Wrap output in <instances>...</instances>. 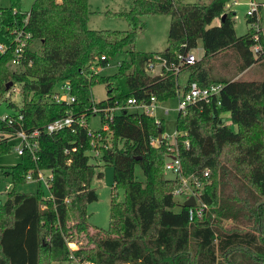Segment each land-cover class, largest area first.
I'll list each match as a JSON object with an SVG mask.
<instances>
[{
	"label": "trees",
	"instance_id": "obj_1",
	"mask_svg": "<svg viewBox=\"0 0 264 264\" xmlns=\"http://www.w3.org/2000/svg\"><path fill=\"white\" fill-rule=\"evenodd\" d=\"M230 1L132 0L128 10L112 13L127 20L125 30L90 28L87 0H34L27 13L18 11L20 0L0 8V32L10 46L0 53V101L12 81L19 84L23 102L21 107L10 102L15 108L12 123L0 122V153L9 151V140L21 129L30 132L56 118H73L57 131H41L34 154L27 151L15 165L2 169L12 188L0 202V264H44L70 255L93 264H264V201L255 199L264 195V77L233 79L212 67L213 60L229 55L239 71L255 64L264 68V26H250L254 12L247 15L250 29L237 35L235 13L225 9ZM155 14L170 17L166 48L136 50L142 17ZM19 28L30 33L29 44L36 39L40 48L28 44L23 67L14 70L9 62ZM199 40L203 55L188 64L185 57ZM255 44H261L257 53ZM119 52L128 58L119 61L114 73L100 74L98 68ZM156 56L165 65L152 75L146 65L159 61ZM181 72H187L185 86L219 83L221 89L207 102L196 101L177 112L174 147L163 135V119L127 109L102 111L126 106L129 98L148 102L150 96L157 101L173 97ZM62 82L69 84L74 101L51 99ZM98 83L105 84L106 98L94 101L91 89ZM94 107L101 110L96 113L100 130L111 141L90 163L87 129ZM170 146L178 153L182 174L203 182L200 197L208 206L203 219L190 220L188 207L173 197L176 180L164 170ZM100 162L112 166V188H122L124 198L112 195L108 230L90 232L87 205L98 199L92 180L103 176L96 170ZM137 165L143 179L135 173ZM40 171H49L48 197L40 183L33 193L16 190L29 175L37 179ZM237 203L255 213L249 229L220 224ZM176 205L178 211L173 210ZM74 232L89 245L71 250L66 238Z\"/></svg>",
	"mask_w": 264,
	"mask_h": 264
},
{
	"label": "rangeland",
	"instance_id": "obj_2",
	"mask_svg": "<svg viewBox=\"0 0 264 264\" xmlns=\"http://www.w3.org/2000/svg\"><path fill=\"white\" fill-rule=\"evenodd\" d=\"M184 3H198L204 2L208 3L209 0H181ZM34 0H20V13H27ZM89 9L88 26L92 29H112V30H125L128 28L127 20L120 15H114L112 13L128 10L132 4V0H87ZM257 5V10L255 11L256 20L250 23L253 29L261 28L264 26V0H234L226 4L225 9H229L234 12V29L237 35L245 34L249 29V23L247 22V11L251 7L250 3ZM11 5V0H0V8L8 7ZM250 16V15H249ZM144 22L143 29L138 33L135 48L139 51H162L167 46V32L170 23V17L165 14H155V15H145L142 17ZM0 42L5 43V37L0 32ZM30 47L35 50H39V41L34 39L30 41ZM191 53L195 55L197 59H200L203 55V48L201 40L198 41L197 47L191 50ZM128 58L125 52H119L109 61V64L104 68H98L100 74H112L117 70V66L120 60ZM213 71L219 75H223L233 79H253V78H263L264 68L259 64H255L253 68L246 69L244 71H239L238 67L234 63L232 56L227 55V57H219L213 60ZM9 68L14 69L9 63ZM15 70V69H14ZM187 81V72H182L178 76V85L182 88ZM60 85L56 84L54 90H59ZM20 92V86L15 83L9 86L7 93L0 101V117L4 115H11L14 113L15 108L10 105V102L17 107L22 103ZM91 96L94 101H101L106 98V86L103 83H98L94 85L91 89ZM178 100L179 96L176 94L173 97L167 98L163 101H158V108L155 110V117L158 119H163L164 123V136H167V141L172 147L175 146L176 140L173 139L176 132L175 123L178 112ZM165 109H169L167 113L164 112ZM226 119L229 121V115ZM99 114H93L88 120V125L92 130H99L101 128V120ZM1 135V134H0ZM109 144L111 139L108 136L106 138ZM17 139H11L8 143L10 149L6 153H0V202L6 199V192L12 188L11 180L9 177L3 176L2 169H8L15 165L20 160V156L15 153L14 146L17 144ZM90 153V152H88ZM91 154V153H90ZM90 163H95L93 157L89 158ZM98 162V161H97ZM96 170L103 172L101 178H94L92 180V186L95 188L98 199L87 205V220L91 227L89 231L93 232L95 229L108 230L109 228V218H110V200L114 193L118 195V199L124 198V191L122 188L113 189L112 179H113V168L109 164L98 163ZM42 172V171H41ZM45 174L47 171L44 172ZM135 173L139 179H143V174L140 167L137 165L135 167ZM45 176V175H44ZM165 176L167 178H172L173 175L170 172L165 171ZM182 178L187 179V184L191 185V178L182 175ZM44 192V196H49V191L45 187L42 181L35 179H29L23 184L16 186V190L24 193H33L37 189L38 185ZM258 193V192H257ZM175 201L182 202L184 196L178 195L173 196ZM255 197V195H254ZM255 199L258 202L264 201V195L259 196L256 194ZM237 202V201H236ZM231 203H235L231 201ZM232 205V204H231ZM244 207V208H243ZM249 206L236 204L234 208L231 207L228 216H224L220 220V224L224 228H239V229H249L251 224H254V211L248 209ZM174 211L179 210V206L173 207ZM205 217V216H204ZM72 222L68 221V225ZM81 233L74 232L73 237L68 236L66 238L67 245L71 250L77 249L79 246L89 245L86 240L82 237ZM93 264L90 261L81 262L77 257L73 255L68 256L66 259L59 260H45L44 264Z\"/></svg>",
	"mask_w": 264,
	"mask_h": 264
},
{
	"label": "built area",
	"instance_id": "obj_3",
	"mask_svg": "<svg viewBox=\"0 0 264 264\" xmlns=\"http://www.w3.org/2000/svg\"><path fill=\"white\" fill-rule=\"evenodd\" d=\"M251 7L248 9L247 14L251 15L257 10V5L251 2ZM31 36L30 33L24 31L23 29L19 28L14 31V37L12 42V57L10 59V64L14 69H20L23 67V64L25 63V49L29 44ZM264 40V38H263ZM10 47L6 42H0V53L5 52V50ZM261 49V44H255L252 47V50L257 53ZM104 58L103 56L101 57ZM156 58L159 60V57L156 56ZM179 58H181L179 56ZM196 57L191 52L185 57V61L188 64H192L196 61ZM165 65L164 60H159L157 62H150L146 65V70L150 74H154L156 72V69L159 68V73H161V67ZM171 67L177 71L178 66L175 64H171ZM158 73V74H159ZM15 84V83H13ZM60 89L54 90L51 94V99L56 102H66L70 103L74 101V97L69 93L70 86L67 82L59 83ZM221 89V84L219 83H213L209 86H199L196 83H191L188 86H185L183 88L177 89V95L179 96L178 100V111L179 110H185L187 105L195 103L196 101H208L212 96L217 95ZM21 96V95H20ZM22 98V97H21ZM42 99H40L41 101ZM157 99L154 96H150L148 102H138L135 98H129L127 100L126 106H116L112 108H103L102 111H119L121 109H127V110H133V111H141L147 115L153 116L155 119H158L155 117V110L158 108L157 106ZM23 103V102H22ZM22 103L18 106L21 107ZM101 110L99 108H92L93 113H97ZM168 111H166L167 113ZM17 120H21L23 118L22 114L17 112ZM14 115H4L0 117V122H7L12 123L15 119L13 117ZM73 121V118L71 115H66L64 117L56 118L50 122H48L46 125H44L43 129L41 128H34L30 132H26L25 130L21 129L17 131L14 136L11 139H17L18 142L14 146L15 153L18 156L23 155L25 152H30L31 154H34L38 147V137L40 136L41 131H45L47 133H51L54 131H57L64 126L70 125ZM81 125H85V119L81 118L80 121ZM105 129V127H104ZM174 134V139L175 135ZM87 135L90 137V149L87 151L90 157H93L95 161L99 158L101 154V149L108 146V143L106 141V137H104L103 132L99 130H92L90 127L87 129ZM10 139V140H11ZM111 139V137H110ZM9 140V141H10ZM105 140V141H104ZM158 140V139H157ZM156 139H152V143H156ZM185 145H188V141H185ZM34 157V156H33ZM164 170L167 172H170L173 175V179L176 180V183L174 185V188L172 190L173 196H180L183 195V201L189 199L190 197L194 198V205L188 207V214L190 220H200L203 219L205 214L208 211L207 204L201 199L200 194L203 188V182L198 177L188 176V178H191L190 181L192 184H187V179L182 178V167H181V161L178 156V153L175 148H169V151L166 155V159L164 162ZM45 171L39 172V177L35 180L42 181L46 188L49 187V171L47 173H44ZM45 175V176H44ZM185 176V175H184ZM204 176H208V170L204 171ZM187 177V176H186ZM32 179L31 176H28V180ZM88 264V263H84Z\"/></svg>",
	"mask_w": 264,
	"mask_h": 264
},
{
	"label": "water",
	"instance_id": "obj_4",
	"mask_svg": "<svg viewBox=\"0 0 264 264\" xmlns=\"http://www.w3.org/2000/svg\"><path fill=\"white\" fill-rule=\"evenodd\" d=\"M12 83H13L12 81H9V82L6 84V89H8L9 86L12 85ZM161 139H162V135H161V133H159V135H158V140L160 141ZM183 205H185V206H187V207L194 205V198H193V197H190L189 199L185 200V201L183 202Z\"/></svg>",
	"mask_w": 264,
	"mask_h": 264
},
{
	"label": "crops",
	"instance_id": "obj_5",
	"mask_svg": "<svg viewBox=\"0 0 264 264\" xmlns=\"http://www.w3.org/2000/svg\"><path fill=\"white\" fill-rule=\"evenodd\" d=\"M218 21H219L218 19H215L214 22H215V23H218ZM5 40H6V39H5ZM158 73H159V68L156 69V72H155L153 75H156V74H158ZM181 73H182V72H181ZM185 85H186V84H185ZM185 85H184L183 87H185ZM183 87H182V88H183ZM179 88H180V87H179ZM168 110H169V109H165L164 112L166 113V111H168ZM225 115H228V114L226 113ZM226 117H227V116H226ZM227 122L229 123L230 121H227ZM173 139H174V138H173Z\"/></svg>",
	"mask_w": 264,
	"mask_h": 264
}]
</instances>
